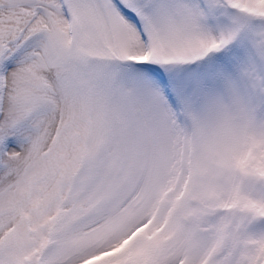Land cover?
I'll list each match as a JSON object with an SVG mask.
<instances>
[{
  "label": "snow or ice",
  "instance_id": "obj_1",
  "mask_svg": "<svg viewBox=\"0 0 264 264\" xmlns=\"http://www.w3.org/2000/svg\"><path fill=\"white\" fill-rule=\"evenodd\" d=\"M0 264H264V0H0Z\"/></svg>",
  "mask_w": 264,
  "mask_h": 264
}]
</instances>
